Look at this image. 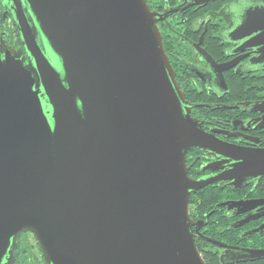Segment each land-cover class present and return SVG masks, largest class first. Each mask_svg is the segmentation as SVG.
<instances>
[{
    "label": "water",
    "instance_id": "95a60500",
    "mask_svg": "<svg viewBox=\"0 0 264 264\" xmlns=\"http://www.w3.org/2000/svg\"><path fill=\"white\" fill-rule=\"evenodd\" d=\"M3 4L20 47L0 43V264L24 234L43 264H205L185 154L221 143L190 117L146 0ZM223 149L237 186L264 177V152Z\"/></svg>",
    "mask_w": 264,
    "mask_h": 264
},
{
    "label": "flooded vegetation",
    "instance_id": "af4514ba",
    "mask_svg": "<svg viewBox=\"0 0 264 264\" xmlns=\"http://www.w3.org/2000/svg\"><path fill=\"white\" fill-rule=\"evenodd\" d=\"M146 3L175 82L191 107L190 117L222 147L217 151L193 147L185 154L188 179L205 184L188 201L196 248L202 259L217 258L220 264L221 259L228 263L233 257L230 248L264 250V177L237 186L231 174L235 162L223 149L264 152V0ZM245 19L242 37L238 29ZM0 43L14 50L20 47L3 0ZM26 235L31 234L22 235L19 243ZM14 253L9 264H31L14 261ZM251 263L264 264V260Z\"/></svg>",
    "mask_w": 264,
    "mask_h": 264
},
{
    "label": "rangeland",
    "instance_id": "374dc122",
    "mask_svg": "<svg viewBox=\"0 0 264 264\" xmlns=\"http://www.w3.org/2000/svg\"><path fill=\"white\" fill-rule=\"evenodd\" d=\"M26 253H21L23 251ZM14 261L16 259H23L25 262L26 260H29L31 264H42L40 253L38 252L37 246L35 244L34 238L32 235H26V237L23 239V241L20 243V247L15 251L14 253Z\"/></svg>",
    "mask_w": 264,
    "mask_h": 264
},
{
    "label": "trees",
    "instance_id": "16d2710c",
    "mask_svg": "<svg viewBox=\"0 0 264 264\" xmlns=\"http://www.w3.org/2000/svg\"><path fill=\"white\" fill-rule=\"evenodd\" d=\"M21 241H23V239H21ZM21 241H20V242H21ZM19 247H20V243H19V245H18L17 250L19 249ZM17 250H16V252H17ZM21 253H22V254H23V253H26V252H24V248H23V251H22ZM203 261H204L205 264H220V263L218 262L217 258L212 259V258H206V257H203ZM237 264H257V263L245 262V263H237Z\"/></svg>",
    "mask_w": 264,
    "mask_h": 264
},
{
    "label": "clouds",
    "instance_id": "9594fccd",
    "mask_svg": "<svg viewBox=\"0 0 264 264\" xmlns=\"http://www.w3.org/2000/svg\"><path fill=\"white\" fill-rule=\"evenodd\" d=\"M236 23L239 24V23H241V21L237 20Z\"/></svg>",
    "mask_w": 264,
    "mask_h": 264
}]
</instances>
